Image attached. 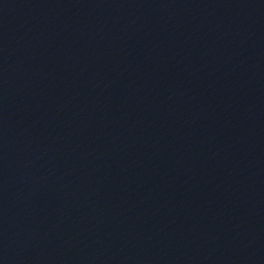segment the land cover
<instances>
[{
    "label": "water",
    "instance_id": "95a60500",
    "mask_svg": "<svg viewBox=\"0 0 264 264\" xmlns=\"http://www.w3.org/2000/svg\"><path fill=\"white\" fill-rule=\"evenodd\" d=\"M0 264H264V0H0Z\"/></svg>",
    "mask_w": 264,
    "mask_h": 264
}]
</instances>
